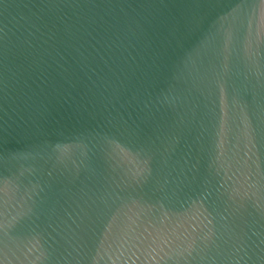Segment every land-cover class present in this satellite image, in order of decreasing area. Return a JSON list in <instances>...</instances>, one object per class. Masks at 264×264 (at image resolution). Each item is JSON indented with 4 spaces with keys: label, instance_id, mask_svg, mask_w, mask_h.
Returning a JSON list of instances; mask_svg holds the SVG:
<instances>
[{
    "label": "water",
    "instance_id": "water-1",
    "mask_svg": "<svg viewBox=\"0 0 264 264\" xmlns=\"http://www.w3.org/2000/svg\"><path fill=\"white\" fill-rule=\"evenodd\" d=\"M0 264H264V0H0Z\"/></svg>",
    "mask_w": 264,
    "mask_h": 264
}]
</instances>
